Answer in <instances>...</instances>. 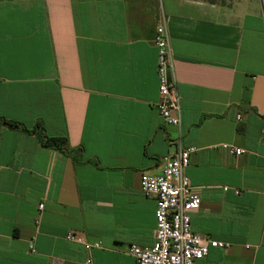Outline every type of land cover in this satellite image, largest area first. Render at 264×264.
<instances>
[{
    "label": "crops",
    "instance_id": "crops-1",
    "mask_svg": "<svg viewBox=\"0 0 264 264\" xmlns=\"http://www.w3.org/2000/svg\"><path fill=\"white\" fill-rule=\"evenodd\" d=\"M162 16L180 129L157 111ZM0 118L83 150L0 129V264H137L157 226L141 176L180 144L192 230L229 245L195 264H264V0H0Z\"/></svg>",
    "mask_w": 264,
    "mask_h": 264
},
{
    "label": "built area",
    "instance_id": "built-area-1",
    "mask_svg": "<svg viewBox=\"0 0 264 264\" xmlns=\"http://www.w3.org/2000/svg\"><path fill=\"white\" fill-rule=\"evenodd\" d=\"M155 46L158 51L157 74L160 100L157 111L165 125L181 128V96L174 74V60L170 36L162 16L157 28ZM240 119V117H239ZM264 135V134H263ZM180 144V141H179ZM196 151L181 144L177 152L166 160L161 174L141 176V191L146 197L156 200L155 242L152 247L131 245L128 254L137 264H195L209 254L210 248L227 249L229 245L202 237L192 230V214L201 207L199 191L193 187L187 175L191 156ZM242 149H234L237 156ZM40 209L44 205L39 206ZM66 239L85 243L84 237L68 234ZM88 247L100 248V243ZM31 251L35 252L33 246Z\"/></svg>",
    "mask_w": 264,
    "mask_h": 264
},
{
    "label": "trees",
    "instance_id": "trees-1",
    "mask_svg": "<svg viewBox=\"0 0 264 264\" xmlns=\"http://www.w3.org/2000/svg\"><path fill=\"white\" fill-rule=\"evenodd\" d=\"M2 127L15 130H24L28 133L35 134L39 137L44 147L59 150L73 158L76 163L81 162V156L83 154L82 149H71L66 138L48 137L41 123H37V126L33 130H28L23 126V124L19 122L0 118V129Z\"/></svg>",
    "mask_w": 264,
    "mask_h": 264
},
{
    "label": "rangeland",
    "instance_id": "rangeland-1",
    "mask_svg": "<svg viewBox=\"0 0 264 264\" xmlns=\"http://www.w3.org/2000/svg\"><path fill=\"white\" fill-rule=\"evenodd\" d=\"M222 1H225V2H232V1H234V0H222Z\"/></svg>",
    "mask_w": 264,
    "mask_h": 264
}]
</instances>
